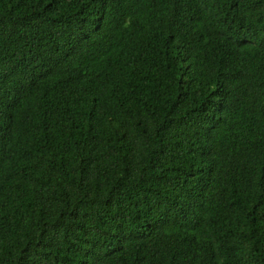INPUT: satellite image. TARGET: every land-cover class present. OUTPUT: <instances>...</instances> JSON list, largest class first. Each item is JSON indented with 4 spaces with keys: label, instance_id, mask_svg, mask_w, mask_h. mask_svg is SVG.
<instances>
[{
    "label": "trees",
    "instance_id": "1",
    "mask_svg": "<svg viewBox=\"0 0 264 264\" xmlns=\"http://www.w3.org/2000/svg\"><path fill=\"white\" fill-rule=\"evenodd\" d=\"M0 264H264V0H0Z\"/></svg>",
    "mask_w": 264,
    "mask_h": 264
}]
</instances>
